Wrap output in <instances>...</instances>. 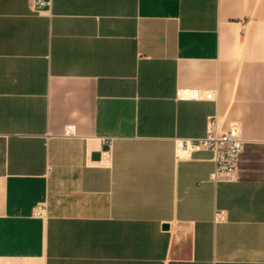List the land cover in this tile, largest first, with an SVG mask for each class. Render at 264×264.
<instances>
[{"label": "crops", "instance_id": "obj_1", "mask_svg": "<svg viewBox=\"0 0 264 264\" xmlns=\"http://www.w3.org/2000/svg\"><path fill=\"white\" fill-rule=\"evenodd\" d=\"M40 1L0 0V264H264V0ZM213 115L230 180L174 156Z\"/></svg>", "mask_w": 264, "mask_h": 264}, {"label": "built area", "instance_id": "obj_2", "mask_svg": "<svg viewBox=\"0 0 264 264\" xmlns=\"http://www.w3.org/2000/svg\"><path fill=\"white\" fill-rule=\"evenodd\" d=\"M40 0H33L32 8ZM212 93H206L204 98L212 99ZM178 97L197 98L198 95L193 93H178ZM65 135L73 134V127L67 126L64 131ZM103 150L105 155L110 151L111 138H102ZM243 142L240 137V130L237 123H230L226 130H222L216 115L207 117L205 133L201 137L195 138H176L174 140V156L176 159H188L193 152L210 151L212 153L211 160L214 169L210 173L209 178L216 182L218 180L233 179L236 173L237 159L242 151ZM45 214V205L38 204L32 210L34 217H43ZM224 218V211L216 210L214 220Z\"/></svg>", "mask_w": 264, "mask_h": 264}, {"label": "water", "instance_id": "obj_3", "mask_svg": "<svg viewBox=\"0 0 264 264\" xmlns=\"http://www.w3.org/2000/svg\"><path fill=\"white\" fill-rule=\"evenodd\" d=\"M164 228H167V225L166 224L164 225Z\"/></svg>", "mask_w": 264, "mask_h": 264}]
</instances>
